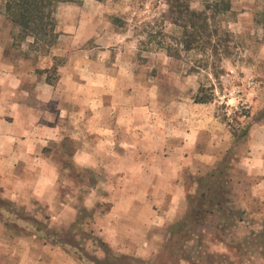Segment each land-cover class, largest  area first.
I'll list each match as a JSON object with an SVG mask.
<instances>
[{
	"label": "crops",
	"instance_id": "1",
	"mask_svg": "<svg viewBox=\"0 0 264 264\" xmlns=\"http://www.w3.org/2000/svg\"><path fill=\"white\" fill-rule=\"evenodd\" d=\"M7 49L0 46V197L14 216L0 215V264H85L33 231L36 220L63 234L79 218V192L63 191L66 155L77 167L104 168L102 184L89 188L83 202L89 210L109 205L95 217L94 233L118 253L151 261L167 240L161 231L187 210L180 173L217 169L223 154L239 148L232 134L221 136L212 149L200 146L198 133L186 125L157 127L145 136L144 110L106 108L82 96L89 90L76 64L66 63L51 83L38 72L39 64L6 59ZM219 130H225L223 124ZM246 146L229 174L235 173L234 184L244 193L248 186L253 199H264V122L252 128Z\"/></svg>",
	"mask_w": 264,
	"mask_h": 264
},
{
	"label": "rangeland",
	"instance_id": "2",
	"mask_svg": "<svg viewBox=\"0 0 264 264\" xmlns=\"http://www.w3.org/2000/svg\"><path fill=\"white\" fill-rule=\"evenodd\" d=\"M6 1L0 0V46L11 49L5 51L6 59L26 58L35 66L39 64L38 72L46 74L51 83L60 78L59 70L66 63L76 64L82 85L89 90L82 96L91 101L94 98L106 108L113 104L118 110H144L145 136H151L157 127L168 130L173 123L178 128L186 125L198 133L200 146L212 149L221 144V136L232 134L231 141L239 148L223 154L217 169L225 171V175L213 180L219 179L217 184L220 179L227 180L229 205L241 212L243 220L238 223L236 218L234 222H227L226 228L218 230L212 226L217 220L209 218L208 224L201 228L202 248L196 246L197 240L188 244V251L231 254L233 264H264L261 247L257 246L259 253L253 256L247 254L248 246L245 247L248 242L252 244L253 234L264 228V199H253L254 196L247 192L248 186L246 193L235 186L237 176L232 173L236 171L232 166L235 155L242 156L248 149L249 132L256 124L264 122V118L259 119L264 112V0H230L232 11L217 19L222 29L230 32L229 56L221 51L219 55H211L210 52L184 50L180 43L183 29L172 23L169 0L62 3L55 14L58 41L44 53L31 46L32 38H19L20 28L6 16ZM192 7L202 8L199 2L192 3ZM22 47L27 50L22 51ZM202 90L213 97L211 102H196ZM225 113L231 116L229 122L223 120ZM222 124L223 132L219 130ZM243 131H247V136L238 142V135ZM64 162L62 182L65 181L66 188L63 191L74 187L80 196L81 221L74 231L91 255L103 258L104 249L96 240L97 234L89 231L95 217L106 212L109 205L89 210L84 208L83 202L94 184H102L104 168L77 167L68 162L67 155ZM239 168L238 165L241 171ZM198 172L188 169L180 173L178 183L187 187L188 196L195 195L213 173L202 169ZM254 184L251 182L252 186ZM186 211L176 223L184 218ZM174 225L160 234L168 236ZM226 242L235 243V248L230 251ZM164 244L159 246L160 251ZM118 254L129 257V264H137L133 259L140 263L146 261L131 254Z\"/></svg>",
	"mask_w": 264,
	"mask_h": 264
},
{
	"label": "trees",
	"instance_id": "3",
	"mask_svg": "<svg viewBox=\"0 0 264 264\" xmlns=\"http://www.w3.org/2000/svg\"><path fill=\"white\" fill-rule=\"evenodd\" d=\"M81 0H7L5 5L7 18L20 28L19 38L26 40L33 39L32 47L36 51L49 52L59 38L56 31V10L62 3H78ZM199 2L201 9L192 7V3ZM172 23L179 25L183 29V36L180 43L186 51H198L202 54L219 55L220 51L229 56L230 32L222 29L217 19L232 11L230 0H169ZM213 100L210 95L204 94L203 90L196 97L197 103H209ZM264 118V112L259 119ZM231 116L225 113L224 122H229ZM247 136V131L238 135L237 141L243 140ZM225 175V171L215 169L209 180L200 185V189L195 195L188 196V209L180 222L175 223L169 232L163 249L158 253L153 261L134 260L137 264H181L186 261L188 264H233L231 254H210L207 251L189 252V243L197 241V247L202 248L201 241L202 227L208 224L209 218H215L217 223H212L216 229L227 227V222H242L241 212L232 208L230 203V192L227 189V180L217 184L218 180H213ZM231 181V179H230ZM13 207L0 197V215L3 217L14 216ZM14 211V210H13ZM88 213L92 211H87ZM9 215H7V214ZM18 217V215H15ZM93 217V216H92ZM81 218H78L74 227L79 225ZM223 226H222V225ZM33 231L47 241H53L66 251L76 255L85 264H129V257L120 255L106 243L101 237L95 235L97 242L103 247L104 257L99 258L91 255L78 238V233L74 228L63 234L48 229L43 224L33 220ZM89 225V224H87ZM173 226V225H171ZM170 226V227H171ZM226 226V227H225ZM95 234L93 229L89 231ZM252 244H236L237 246H248L247 254L250 256L258 254L257 249L261 247V255L264 256V228L258 234H253ZM174 245V247H171ZM229 250L235 248V243H227ZM256 247V248H253ZM256 254V255H257ZM235 256V254H234ZM221 259V260H220ZM139 262V263H138ZM153 262V263H152Z\"/></svg>",
	"mask_w": 264,
	"mask_h": 264
}]
</instances>
